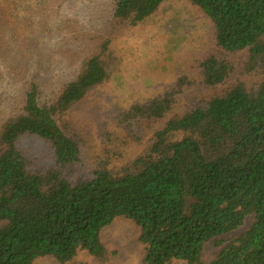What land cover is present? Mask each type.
Segmentation results:
<instances>
[{"label": "trees", "instance_id": "16d2710c", "mask_svg": "<svg viewBox=\"0 0 264 264\" xmlns=\"http://www.w3.org/2000/svg\"><path fill=\"white\" fill-rule=\"evenodd\" d=\"M164 1L93 0L77 37L33 45L30 54L40 61L27 69L30 77H17L0 114V264H70L80 253L104 264L101 234L117 219L138 230L144 264H264V0H187L214 30L215 52L196 63L204 86L226 85L232 58L243 52L241 74L260 75L257 85L236 82L195 99L120 168L97 159L90 178L73 184L66 176L90 161L89 141L67 114L109 82L119 66L114 40L146 23ZM183 85L120 112L119 149L140 142L144 123L172 114ZM23 137L45 141L55 166L33 169L17 147ZM247 218L246 232L220 240ZM210 241L221 249L204 263Z\"/></svg>", "mask_w": 264, "mask_h": 264}, {"label": "rangeland", "instance_id": "374dc122", "mask_svg": "<svg viewBox=\"0 0 264 264\" xmlns=\"http://www.w3.org/2000/svg\"><path fill=\"white\" fill-rule=\"evenodd\" d=\"M92 2L0 0V114L7 100L15 94L17 77L20 79L24 73L30 77L27 69L40 61L35 52L30 54L35 49L33 45L41 40L52 44L62 37H77L84 31L82 21ZM213 35L210 21L187 0H165L146 23L124 30L114 40L112 46L119 58V66L109 82L92 90L66 116L89 141V166L68 171L66 176L71 183L90 178L97 159L111 161L110 168H120L133 161L155 133L171 118L188 112L195 99L223 93L236 82L252 88L261 81L260 75L241 74L247 60V53L243 52L232 58L234 74L226 85L215 90L204 86L196 63L215 52ZM71 48L78 50L81 46ZM181 81L184 85L176 97L172 114L160 121L144 123L140 142L119 149L120 141L125 139L124 132L116 124L119 113L173 90ZM17 147L32 160L33 169L44 172L55 166L53 152L45 141L23 137ZM116 152L120 155L114 157ZM250 224L251 218H247L239 229L220 240L239 237ZM2 226L0 223V228ZM138 238L139 232L131 222L115 220L101 234L108 253V261L104 264H144L143 247ZM220 249L214 241L206 243L202 261H213ZM35 264L59 263L51 258H41ZM70 264L102 263L80 253ZM172 264L184 263L176 261Z\"/></svg>", "mask_w": 264, "mask_h": 264}]
</instances>
